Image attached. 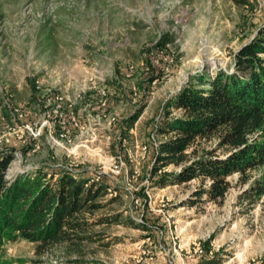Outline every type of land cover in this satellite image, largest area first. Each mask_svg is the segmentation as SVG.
Wrapping results in <instances>:
<instances>
[{
    "label": "rangeland",
    "instance_id": "rangeland-1",
    "mask_svg": "<svg viewBox=\"0 0 264 264\" xmlns=\"http://www.w3.org/2000/svg\"><path fill=\"white\" fill-rule=\"evenodd\" d=\"M263 24L264 0H0V155L14 156L5 176L53 166L110 184L87 214L109 218L88 228L92 239L41 254L5 240L0 264H264V192L250 190L262 168L231 175L218 201L194 195L199 178L149 175L163 138L154 127L181 112L169 99L196 73L232 71Z\"/></svg>",
    "mask_w": 264,
    "mask_h": 264
},
{
    "label": "trees",
    "instance_id": "trees-1",
    "mask_svg": "<svg viewBox=\"0 0 264 264\" xmlns=\"http://www.w3.org/2000/svg\"><path fill=\"white\" fill-rule=\"evenodd\" d=\"M189 84L168 101L180 109L154 127L163 138L153 154L149 171L154 183H187L199 178L194 195L209 200L224 198L234 173L240 176L262 168L261 179L250 187L264 192V24L258 34L234 55L232 71L196 73ZM135 111L130 121L140 115ZM170 115V111H169ZM64 129V128H63ZM217 138L215 148L202 141ZM218 150L222 152L219 153ZM12 150L0 155V251L5 240L18 238L36 243L38 254L55 247L92 239L88 228L108 221L91 218L109 183L95 180L91 172L46 166L5 176ZM173 164L178 170L160 172ZM56 175V176H55ZM246 182L247 178H243ZM251 191H244L250 197ZM88 214V215H87ZM209 264H219L209 262Z\"/></svg>",
    "mask_w": 264,
    "mask_h": 264
},
{
    "label": "built area",
    "instance_id": "built-area-1",
    "mask_svg": "<svg viewBox=\"0 0 264 264\" xmlns=\"http://www.w3.org/2000/svg\"><path fill=\"white\" fill-rule=\"evenodd\" d=\"M163 58H164V61L165 62H168L169 61V59H168V56H163ZM97 94H98V96L102 99V98H104V97H107V95H108V91H107V89L105 88V86H99L98 88H97ZM58 99H61V98H58ZM57 99V101H59ZM101 101V100H100ZM101 103L103 104L104 102L103 101H101ZM85 105H89L88 103H85ZM56 109H54V111H56V112H59V110L61 109V105H60V103H57L56 104ZM69 115V114H68ZM70 117H72L73 118V116H72V112H71V115H69ZM30 130H32V128H31V126H29V124H27L26 125ZM57 138H64V139H67V134H66V132H58L57 133ZM146 146H144V148H145ZM114 167H115V169H114V171L115 172H118V166L117 165H114ZM67 169H69V170H72L71 168H67Z\"/></svg>",
    "mask_w": 264,
    "mask_h": 264
}]
</instances>
